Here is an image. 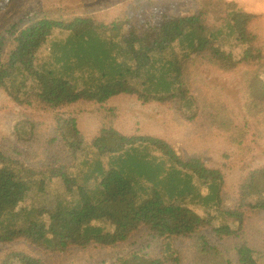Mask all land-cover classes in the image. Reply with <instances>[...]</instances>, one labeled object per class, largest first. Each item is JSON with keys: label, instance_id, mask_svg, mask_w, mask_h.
<instances>
[{"label": "trees", "instance_id": "1", "mask_svg": "<svg viewBox=\"0 0 264 264\" xmlns=\"http://www.w3.org/2000/svg\"><path fill=\"white\" fill-rule=\"evenodd\" d=\"M23 1L0 0V12ZM57 1L0 34V92L38 114L17 121L16 140L61 149L33 165L0 149V264H46L71 248L110 251L98 264H260L264 160H240L227 192L221 169L201 158L123 135L107 101L132 96L188 123L203 117L246 157L264 147L263 9L197 0L180 15L171 0H113L121 11L107 23L86 15L87 0ZM208 71L242 74L238 108L216 91L195 94ZM80 113L97 125L87 154ZM134 237L146 248H129Z\"/></svg>", "mask_w": 264, "mask_h": 264}, {"label": "rangeland", "instance_id": "2", "mask_svg": "<svg viewBox=\"0 0 264 264\" xmlns=\"http://www.w3.org/2000/svg\"><path fill=\"white\" fill-rule=\"evenodd\" d=\"M177 4L173 11L179 12L180 15L190 13L197 0H171ZM264 11V0H252ZM88 11L89 15L96 21L111 22L120 13V6L115 5L113 0H87L81 5ZM253 6V5H252ZM251 6V7H252ZM57 0H26L20 4L7 8L0 12V34L8 31L11 24L17 20L20 14L32 15L51 8H59ZM264 33V19L261 23ZM65 41V36L62 37ZM51 53L50 48L45 54ZM195 88V94L203 97L206 93L217 92L225 100L231 101V106L238 108L241 104L240 98V81L242 74L217 75L208 71ZM107 106L116 110L117 123L119 131L123 135L153 137L168 141L177 147L183 157H198L210 168H219L226 178V191H230L236 182L239 173V161L244 160L246 163H252L264 160L263 146H253L252 153L247 157L237 147L230 146L227 138L212 128L209 122L199 117L192 123L182 120L172 109H167L158 104L143 105L137 98L132 96H118L107 101ZM35 116V117H34ZM38 114L26 106L16 105L6 94L0 92V149L9 154L17 153L21 156L23 162L27 165H33L36 161L43 160L52 152H60L59 146L50 147L49 152L44 151L37 143H18L13 128L18 120L36 118ZM95 118V117H94ZM94 118L87 113H80L77 118V127L84 138L85 153H89L90 145L97 128ZM37 119V118H36ZM43 123V122H42ZM49 131L47 123L39 127V134H45ZM48 134V133H47ZM39 135V136H40ZM47 135H41L39 140L42 145L46 143ZM261 150V151H257ZM246 157V158H245ZM31 199L25 203L29 204ZM143 234H141L142 236ZM134 237L130 242L129 248H146L148 240L138 241ZM134 244L135 247H132ZM189 243L187 242V246ZM9 247L0 248L7 250ZM15 249H26L25 246H14ZM111 255L110 251L101 248L89 250H79L71 248L63 254H51L43 256L46 264H98L108 260ZM187 255H190L188 253ZM191 260V258L189 259ZM260 264H264V258Z\"/></svg>", "mask_w": 264, "mask_h": 264}, {"label": "crops", "instance_id": "3", "mask_svg": "<svg viewBox=\"0 0 264 264\" xmlns=\"http://www.w3.org/2000/svg\"><path fill=\"white\" fill-rule=\"evenodd\" d=\"M244 2H246L248 4V0H243ZM249 7V6H248Z\"/></svg>", "mask_w": 264, "mask_h": 264}]
</instances>
